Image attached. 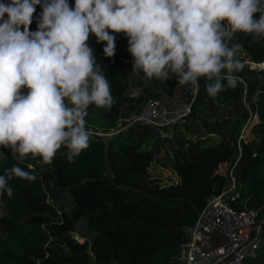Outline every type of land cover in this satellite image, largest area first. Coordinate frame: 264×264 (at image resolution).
Returning <instances> with one entry per match:
<instances>
[{
    "label": "trees",
    "instance_id": "trees-1",
    "mask_svg": "<svg viewBox=\"0 0 264 264\" xmlns=\"http://www.w3.org/2000/svg\"><path fill=\"white\" fill-rule=\"evenodd\" d=\"M68 3L74 7L75 0ZM41 11L37 5L30 32L36 31ZM108 31L116 37L113 57H105L106 41L97 43L92 33L88 44L110 82L116 103L109 111L91 105L86 129L105 131L114 128L121 118L130 117L127 80L146 95L144 98L158 92L147 87L149 80L132 72L133 57L127 51L126 34ZM232 43L242 45L238 58L244 67L234 73L240 78L237 86L212 99L205 91L206 78H198L190 112L181 122L190 124L198 113L214 115L219 106L232 107L235 115L224 131L214 133L218 139L215 142H209L206 134L196 139L176 136L172 140L166 156L177 164L179 178L175 183L161 185L159 179L146 172L161 140L160 132L166 128L139 121L121 123L104 141L90 139L89 147L74 163L60 155L68 151L63 145L51 165L42 164L36 171L23 159L19 166L37 179L30 182L13 176L9 181L13 196H0V264H87L89 253L94 264H179V244L185 240L183 229L194 223L206 199L223 189L228 169L239 192L237 207L257 210L261 220L256 257L244 259L242 264H264V83L257 88L255 99L245 96L242 101L250 79L264 77V69L258 66L264 61V38L253 40L252 34L236 33ZM172 85L169 80L164 90H170ZM192 88L184 85L183 90ZM252 115L256 121L247 137L238 139ZM181 122L171 127L177 134L176 127ZM16 164V158L3 150L0 175ZM63 192L70 196L69 213L54 218L49 213L51 202ZM78 218L84 219L86 228L93 231L89 241H78L69 235Z\"/></svg>",
    "mask_w": 264,
    "mask_h": 264
},
{
    "label": "clouds",
    "instance_id": "clouds-1",
    "mask_svg": "<svg viewBox=\"0 0 264 264\" xmlns=\"http://www.w3.org/2000/svg\"><path fill=\"white\" fill-rule=\"evenodd\" d=\"M108 29L129 38L132 72L141 79L175 77L198 88L204 77L215 99L237 86L234 73L244 67L235 34L264 38V0H75L74 7L68 0H0V146L17 160L0 175V196H13V176L37 179L19 166L29 154L51 165L63 145L68 151L60 155L74 163L89 147V107L109 111L116 103L88 44L92 33L113 57L116 37Z\"/></svg>",
    "mask_w": 264,
    "mask_h": 264
},
{
    "label": "built area",
    "instance_id": "built-area-1",
    "mask_svg": "<svg viewBox=\"0 0 264 264\" xmlns=\"http://www.w3.org/2000/svg\"><path fill=\"white\" fill-rule=\"evenodd\" d=\"M251 65L253 63L251 62ZM264 69V61L258 63ZM183 86L173 84L170 90L160 89L142 100L130 121H139L158 128H171L190 112L195 88L186 91ZM185 94L190 95L187 99ZM251 117V116H250ZM249 117V118H250ZM253 118V119H252ZM245 121L239 138H245L256 121L252 117ZM130 119V117H129ZM118 126L105 131L87 128L90 139L104 141ZM8 149L0 146V152ZM30 169L41 167L38 157L31 154L24 158ZM227 181L223 189L205 201L196 212L194 223L183 229L185 240L179 244V264H242L244 259L255 258L261 243V220L258 211L242 205L231 169L227 170Z\"/></svg>",
    "mask_w": 264,
    "mask_h": 264
},
{
    "label": "rangeland",
    "instance_id": "rangeland-1",
    "mask_svg": "<svg viewBox=\"0 0 264 264\" xmlns=\"http://www.w3.org/2000/svg\"><path fill=\"white\" fill-rule=\"evenodd\" d=\"M173 84L178 85L175 77L170 80ZM169 80L162 82L159 79L152 78L147 83V87L153 90L164 89L168 85ZM264 83V77L256 75L252 77L248 84L244 87L242 101L245 96H249L252 99H255L259 94V90L257 89L260 84ZM256 85V88L254 86ZM126 95H127V107L132 111L129 118H121L118 121L117 126H121V123L130 122L131 118L136 114L137 107L142 102L144 97L146 96L139 88L135 87L130 80L126 81ZM67 103V101H66ZM235 115V111L230 106H219L214 115L209 116L208 113H198L195 119L187 124V121L181 122L176 127V132L172 128H166L165 131L160 132L161 140L157 142L158 148L155 150L154 159L150 163L149 167L146 169V172L150 177H155L160 180L161 185H168L171 183H175L179 176L176 172L177 164L168 161L167 159V150L173 145L172 140L176 136H181L184 139H196L198 135L206 134V136L210 141H217V135L215 132H222L227 127L230 119ZM254 117L252 115L251 119ZM253 119V118H252ZM248 135V134H247ZM247 135L245 137H247ZM145 145L142 146L144 148ZM2 152H0V155ZM227 169V165L221 168L222 171ZM52 209L50 210V215L52 217H58V215H62L63 213H69L71 207L70 196L67 192H63L59 194L54 200L51 202ZM3 212V207L0 203V214ZM71 238L76 239L78 241L86 240L89 241L93 235L92 230H88L86 228V223L84 219L78 218L74 220V227L69 232ZM49 241V240H48ZM94 264L93 257L91 253H89L88 263Z\"/></svg>",
    "mask_w": 264,
    "mask_h": 264
}]
</instances>
